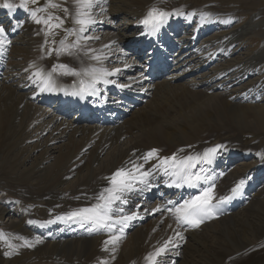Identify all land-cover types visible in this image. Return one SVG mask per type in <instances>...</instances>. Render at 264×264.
Listing matches in <instances>:
<instances>
[{
  "label": "bare ground",
  "instance_id": "obj_1",
  "mask_svg": "<svg viewBox=\"0 0 264 264\" xmlns=\"http://www.w3.org/2000/svg\"><path fill=\"white\" fill-rule=\"evenodd\" d=\"M55 1L72 11L71 0ZM263 1L243 0L245 5L261 7ZM10 2L28 4L27 0ZM186 5L184 0H107L103 13L94 10L98 23L86 35L99 39L87 41V47L107 56L102 65L105 69L121 70L106 79L148 96L140 108H132L121 122L111 126L77 124L65 119L69 103L63 108H58V100L47 103L56 95L62 100L76 97L73 93L79 92L83 77L62 75L63 70L58 69L53 72L51 91H41L29 79L38 68L47 73L54 65H68L77 71L100 67L89 59L91 54L81 51L65 56L53 51L49 55L59 47V41L52 43L44 27H32L35 22L29 6L28 11L17 7L12 13L0 7V25L10 41L0 43V185L5 183L10 195L0 200V215L5 213L12 219L10 224H23V234L13 238L14 252L24 256L31 250L35 254L32 258L26 255L22 264L53 260L61 264H147V254L169 237L178 246L170 245L159 264H264V177L247 205L195 231L179 229L171 216L162 213L166 211L161 206L160 211H153L156 202L139 192L130 194L129 203L122 205L124 214L137 213L123 233L90 231V223L57 219L97 203L95 196L109 186L105 178L121 167H131L129 160L144 163L140 157L152 148L159 149L160 156L176 152L182 157L221 145L215 155L237 162L218 183L216 195L229 190L244 175L263 172L264 141L258 146L244 142L251 131L264 130L262 53L259 50L243 58L232 50V42L246 30L264 23L262 9L257 8L250 23L210 39L206 30L214 26L219 31L236 15L206 5L188 10ZM152 7L169 13L164 23L177 26L175 35L185 31L179 44L185 49L183 53H188L187 57L183 53L176 57L182 71L170 70L158 81L143 76L135 55V51L143 52L149 30L141 21ZM202 14H206L203 21ZM55 16L67 22L62 30L73 27L71 16L65 18L60 10ZM117 20L120 25L115 24ZM196 29L200 39L193 43ZM54 35H50L52 41ZM74 38L69 37L68 42ZM209 60V67L198 71ZM187 72L193 74L183 76ZM156 163L157 158H153L145 168ZM34 204L42 210L33 212ZM14 213L21 218L11 217ZM149 216L147 223H139ZM176 231L183 234V240L175 236ZM114 234L121 236L119 242L105 247ZM0 264L14 263L0 256Z\"/></svg>",
  "mask_w": 264,
  "mask_h": 264
},
{
  "label": "snow or ice",
  "instance_id": "obj_2",
  "mask_svg": "<svg viewBox=\"0 0 264 264\" xmlns=\"http://www.w3.org/2000/svg\"><path fill=\"white\" fill-rule=\"evenodd\" d=\"M32 4H37L38 0H31ZM48 7L52 9H60L64 13V17L67 18L71 16L73 27L65 28L64 31L66 35L63 39L59 41V47L54 48L49 51V55L52 52H56L57 55L67 54L75 55L77 52H84L85 55H89V59L96 61L100 67H90L82 71H77L75 68H70L68 65H54L52 71L43 73L39 68L29 77L34 84H38L41 91H51L53 85V72L58 69H62V75H75L81 76L79 80L80 90L79 92H74L73 95H80L83 92L92 90L95 94V85L99 81L104 83H114V81H109L106 77L115 75L120 69H113L111 71L105 69L103 61L107 59L103 53L96 54L97 50L87 47V41L92 39H99V37H93L86 35L94 25L98 23L96 17L95 9H99L100 13H103L106 9L103 5L107 4V0H71L73 6L70 12L68 7H63L60 4L53 2V0H46ZM0 7L8 9L9 13L16 10L17 7L23 8L28 11V4L21 3L20 5H15L10 2V0H4ZM43 8H36L30 11L31 18L37 24H43L47 28L48 34L54 33L55 30L61 29L64 26L65 19L60 16H55L53 13H48L46 17H38L37 13L44 11ZM169 13L158 9L157 7H152L148 10L145 17L141 21L146 28L149 29L150 33H155L158 31L160 25L165 22ZM202 14V21L204 18ZM227 23V21H226ZM15 31V28H12ZM39 34V33H37ZM143 34V33H142ZM69 37H75L71 42H68ZM10 43L7 40V30L3 25H0V43ZM56 43V41H52ZM108 45H104V48H108ZM75 50V51H74ZM32 65H30L31 67ZM27 71V70H26ZM34 77V78H33ZM127 85H122L121 87H126ZM191 147V146H189ZM222 147L221 145H216L213 148L206 149L202 154H190L183 157L173 153L170 156H160V150L156 148L150 149L145 153L141 160L144 163H137L136 161L129 160L127 163L131 167H121L117 169L110 177L105 179L108 181L109 186L101 190L95 199L97 203L92 204L88 207L79 208L67 213L65 216L57 217L59 220H77L82 224L90 223L92 225V230L100 231H113L116 233H123L124 227L127 226V222L136 218L137 213L132 212L130 215L124 214L125 209L122 205H127L129 203V195L132 193L140 192L142 193L145 189L151 188V180L157 171L163 172L165 176L171 178V182L165 181L169 187L183 188L185 186L189 188H201V182L207 184V187L201 188L199 194L190 196L188 199L182 201L168 200L167 205L164 210L171 214L177 226L187 225L189 228H198L205 220L211 219L216 214L217 206L224 201L231 200L234 196L240 194V190L243 188L245 181L241 180L231 191L232 196L221 197L216 203H213L215 198L214 188L215 184L209 183L213 181L212 176L202 175L203 169L194 172L193 169L197 168L198 165L203 163H211L217 149ZM180 152L183 149L178 150ZM157 158V163L152 165L151 168H145V163ZM153 211H160V206L153 209ZM119 226V227H118ZM171 227V226H170ZM2 236V234H0ZM175 236L179 240H183V234L179 231L175 232ZM121 236L119 234H114L109 236V239L105 242V247L108 244L116 245ZM24 243L28 244L27 240ZM39 243V240H37ZM171 245L172 248L177 247L176 243H173V238L169 237L164 241L159 247L155 248L153 252H150L145 257L147 264H159L160 258L165 256ZM115 251V248L112 249ZM10 252H6L5 255H10ZM179 255V253H177ZM101 264H106V262H101Z\"/></svg>",
  "mask_w": 264,
  "mask_h": 264
},
{
  "label": "rangeland",
  "instance_id": "obj_3",
  "mask_svg": "<svg viewBox=\"0 0 264 264\" xmlns=\"http://www.w3.org/2000/svg\"><path fill=\"white\" fill-rule=\"evenodd\" d=\"M184 1H187L186 6H187L188 10H190L192 8V6H195V5H206V6H210V7H215L216 9H220L221 11L231 12V13L236 15L235 18H233V21L229 25H227V27H222L219 31H216V30H218V28L216 30L212 29V31L210 32V34L208 36H212L214 34H220V35L228 34L231 30L241 28L244 25H246L247 23H250V20H251L253 14L258 11L257 10L258 7H260L262 9V12L264 14V6L263 5H262L263 7L257 6L256 3L255 4L253 3L252 5H245L243 0H184ZM194 1H196V2L193 3ZM27 2H28V6L30 7L31 10L36 9V8L45 9L44 11L37 13L38 17L47 16L48 13H50V12L53 13L54 15H56V14H58V11L60 10V9H52V8L48 7L46 0H38L37 4H32L31 0H27ZM53 2L59 4V2H57L55 0H53ZM263 3H264V1H263ZM256 21H257V19L254 20L252 23H254ZM65 24H67V22ZM115 24L120 25L121 22L119 20H117V21H115ZM41 26L44 27L45 31H47V28L43 24L42 25L37 24V23L32 24V27L40 28ZM57 30H58V33H56ZM57 30H55V32H54L55 33V35H54L55 40L54 41H56V42L63 39L64 36L66 35L64 30H62V29H57ZM48 35H49L51 42H52V38L50 36L51 34H48ZM217 36H219V35H215V37L212 36V37H208V38L215 39ZM68 40H70V39H68ZM232 43H233L232 48L236 52L234 54L236 57L240 53L241 57L246 58V57H248L249 54H255L257 51L261 50V52H259V53H262V59L260 61V64H261L260 70H261L262 74L264 73V55H263L264 54V23H261L254 28H250V29H248V31L246 30V32L242 35V37L240 39H237L235 42H232ZM15 44H17V46H20V45H18V43H15ZM30 46H31L30 47L31 49L34 47L33 45H30ZM24 47H26V46L24 45ZM40 50H41L40 53L43 56H45L46 54L44 53V51H42L43 49L40 48ZM65 56H67V54ZM65 119L70 120L69 118H66V117H65ZM263 136H264V130H262L261 132H252L251 131L249 134L246 135V137H244V140H245L244 142L247 145L256 146V144H257V146H258L260 142L264 141ZM3 196L4 197H10L8 187L5 183L2 186L0 185V200L2 198L5 199ZM24 203H28V202L24 201ZM0 206H1V203H0ZM31 210L33 212H36V211L42 210V209L39 207L38 204H34V205H32ZM10 216L16 220H19L21 218V216L17 213L10 214ZM7 218H8V216H6L5 213L3 214V216L0 215V234H2V236H0V256L5 257V258H9V259H13L14 264H22L24 261H26V260H22L26 255L27 256L31 255V258H32V256L35 254V252L34 251L32 252L30 250L24 256H19L18 254L16 255V253L14 252L16 250V245L14 244L13 238H18L19 235L23 234V229H22L23 224H21V223L20 224H10V221L12 219L8 220ZM150 219H151V217L149 216V217L143 219V222L147 223V221ZM22 220H24V219H22ZM25 221H26V218H25ZM25 221H24V223H25ZM20 248H23V247L21 246ZM6 252H10L11 254L5 255ZM227 262L229 263V261H227ZM39 264H61V263L53 260V261H49V262H41Z\"/></svg>",
  "mask_w": 264,
  "mask_h": 264
}]
</instances>
